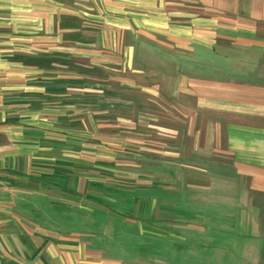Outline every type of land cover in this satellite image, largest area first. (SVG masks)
Instances as JSON below:
<instances>
[{
    "label": "crops",
    "instance_id": "obj_1",
    "mask_svg": "<svg viewBox=\"0 0 264 264\" xmlns=\"http://www.w3.org/2000/svg\"><path fill=\"white\" fill-rule=\"evenodd\" d=\"M139 45L174 68L136 66ZM112 120L118 151L94 132ZM151 179L215 188L221 228L264 236V0H0V264H126L94 245L96 217Z\"/></svg>",
    "mask_w": 264,
    "mask_h": 264
},
{
    "label": "rangeland",
    "instance_id": "obj_2",
    "mask_svg": "<svg viewBox=\"0 0 264 264\" xmlns=\"http://www.w3.org/2000/svg\"><path fill=\"white\" fill-rule=\"evenodd\" d=\"M145 48L143 45L138 46L136 66H142L150 73L174 68L167 61H159L155 49L147 51ZM147 53L150 59L143 60L142 57ZM76 60H67L68 66L74 65ZM87 62L79 61L81 64ZM112 66L115 69H108L112 76H108L107 81L118 90L119 65L113 63ZM206 72L211 77L216 75V70L212 68ZM98 79L101 81V78ZM146 80L151 83V76ZM115 95L119 96V93ZM83 110L84 108L79 109L81 118L87 116L82 113ZM119 112L117 108L106 112L101 108L91 109L93 116L100 119L104 116L115 119ZM112 122V125L97 123L94 132L101 138L104 134H113L114 138L108 139L106 145L111 146L113 151H118L121 146L118 136L120 128L115 121ZM112 158L118 162L121 160L114 153ZM180 160L181 164L187 165L201 163L195 158L183 157ZM203 165L210 171L215 166L210 161ZM178 168L181 173L176 174L177 180L183 175L202 179L210 175L199 170ZM212 176L211 180L215 181L216 175L213 173ZM151 182L119 193L113 190L116 193L103 200L115 215L101 219L96 217L94 245L106 249L108 256L126 264H264V236L258 235L260 229H256L254 222L250 221L249 227L246 222L243 225L239 221L234 224V228H221L226 222L217 220L219 211L215 203V188L199 192L192 187L183 186L172 192L168 191L166 185L157 184L152 179ZM201 192L207 197V201L203 196L200 197ZM153 198L160 201L159 206L152 205ZM200 227L204 230L201 231ZM248 233H253V236Z\"/></svg>",
    "mask_w": 264,
    "mask_h": 264
},
{
    "label": "trees",
    "instance_id": "obj_3",
    "mask_svg": "<svg viewBox=\"0 0 264 264\" xmlns=\"http://www.w3.org/2000/svg\"><path fill=\"white\" fill-rule=\"evenodd\" d=\"M67 62H68L67 60H59V63H62V64H68ZM81 67H83V66H81Z\"/></svg>",
    "mask_w": 264,
    "mask_h": 264
}]
</instances>
